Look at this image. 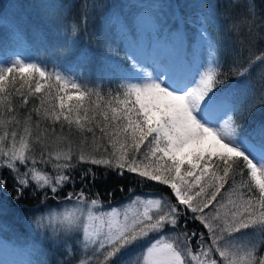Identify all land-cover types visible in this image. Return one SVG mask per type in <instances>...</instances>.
<instances>
[{"label": "snow or ice", "instance_id": "1", "mask_svg": "<svg viewBox=\"0 0 264 264\" xmlns=\"http://www.w3.org/2000/svg\"><path fill=\"white\" fill-rule=\"evenodd\" d=\"M52 6L41 0V8ZM194 7L196 13L189 14L174 5L168 40L149 60L128 47L117 61L115 39L107 34L98 39L104 59L112 62L100 78L117 82L106 96L88 87L87 48L77 57L81 71L69 65V77L0 45V192L11 181L17 199L29 193L46 206L61 196L74 205L60 218L59 235L48 233L43 216L34 222L52 246L51 264H264V121L251 128L241 123L255 104L241 107L240 82H227L230 74L243 80L255 62L264 64V52L249 66L241 64L237 52L224 53L211 38L205 26L214 22L209 6L199 0ZM112 15L123 17L121 26H131L123 12ZM87 20L85 12L71 23L74 37ZM61 23L67 32V20ZM255 27L253 20L234 39L264 40V18L260 32ZM12 42L33 46L20 29ZM41 43L47 44L46 34ZM77 44L78 38L65 35L48 47L67 60ZM201 44L207 45V60ZM260 99L264 102V94ZM39 165H51V171ZM98 168L105 177L155 182L168 196L146 199L142 213L105 211L86 195L85 182L98 178ZM68 187L73 190L65 191ZM133 249L135 259L126 261Z\"/></svg>", "mask_w": 264, "mask_h": 264}, {"label": "trees", "instance_id": "2", "mask_svg": "<svg viewBox=\"0 0 264 264\" xmlns=\"http://www.w3.org/2000/svg\"><path fill=\"white\" fill-rule=\"evenodd\" d=\"M53 5L50 7L52 11L40 7L41 0H0V45L4 46L6 52L20 51L25 57H33L47 66L48 71H61L71 77L73 72H79L76 68L77 57L87 48L86 55L90 56L88 65V87L99 89L103 95H107L110 89H115L116 81H109L107 78L101 79V69L107 70L111 67L112 62L104 59V51L97 46L98 39H103L107 34L115 39V47L120 49L119 54L114 57L120 61L124 57L123 49L128 47L131 50L139 47L143 42L145 33H141L136 25V21L146 18L150 23L152 42L157 46L162 45L168 40L167 27L174 21L173 16L174 5L179 3L184 6V11L189 14H195L197 9L194 7L199 0H49ZM214 14V22L210 25L206 24L211 38L219 41L224 53L231 54L237 52L240 57V63L249 66L250 61L255 60V56L264 52V40L256 39L253 43L241 42L234 39V34L239 35L240 32L247 33L248 26L253 20L256 22L255 32H260L261 19L264 18V0H204ZM95 3L97 7L92 9L88 5ZM110 4V9H106L104 5ZM87 13V25H81L84 31H79L74 37L71 34V23L80 21L81 14ZM119 14L123 12L131 21L130 27L121 26L123 17H115L112 13ZM227 13V15H225ZM120 18V19H119ZM67 20V32H65L64 24L61 23ZM138 26L137 31L134 27ZM163 27V30L161 28ZM145 29L149 27L143 24ZM193 28H198L199 25H193ZM20 29L25 34L26 38L33 42V46H23L13 43V32ZM110 29V31H109ZM228 29H231L229 31ZM147 30V31H148ZM135 32V37L131 32ZM59 32V35L57 33ZM41 33L46 34L47 44L41 43ZM189 35L195 38L193 31L188 32ZM67 35L69 40L77 39L73 53L65 60L63 57L57 59L59 49L48 47L51 44L62 42L64 36ZM207 46L206 44H202ZM71 65L73 72H69L68 68ZM226 70V69H225ZM264 64L255 62L251 66L250 72L243 80L236 75L230 74L227 82L235 84L237 81L241 85V96L239 104L241 107L250 102H254L255 108L250 113H245L241 123L247 128H251L258 122L264 121V102L260 97L261 85L264 84ZM77 137L73 133V140ZM44 168L46 171H51V165ZM97 179L93 182L86 181V195L97 198L100 201V206L115 207L119 206L123 201L138 194H147L156 192L164 196H168V192L164 190L165 186H160L155 182L146 184H137L133 179H119L113 173L104 176V169H96ZM6 174V173H5ZM75 185V190L80 191L83 185L78 182ZM250 180V177H246ZM124 187V191H121ZM253 187L255 185L253 184ZM128 189H132L129 191ZM72 187H68L65 191H72ZM63 200L61 196L50 198L45 202L46 206H41L40 197H33L26 193L21 199L16 198V192L9 181L8 187L0 192V216L4 219H12L19 221L15 214L31 215L41 213L50 206H54ZM39 209V210H38ZM15 218V219H14ZM15 221H10L12 226H19ZM9 227V228H7ZM194 225H189L188 231L194 229ZM4 234V238L13 244H31L27 238H17L12 235L13 231L9 225ZM26 235H32L26 232ZM44 253L28 251L30 264H51L55 259L53 256L52 246L49 242L43 243ZM24 263V258L19 260Z\"/></svg>", "mask_w": 264, "mask_h": 264}, {"label": "rangeland", "instance_id": "3", "mask_svg": "<svg viewBox=\"0 0 264 264\" xmlns=\"http://www.w3.org/2000/svg\"><path fill=\"white\" fill-rule=\"evenodd\" d=\"M51 11L52 9L49 8ZM149 20V19H148ZM146 18L141 19L140 21H136V25H138L140 28L138 29L141 33H145L143 37V42L142 44L137 47L136 49L132 51H136L140 57L144 60H149L151 59L152 56L156 54V52L162 48V45H156L154 42H152L151 38V32L153 30L151 29L150 23L148 22ZM143 24H147L149 27L145 29L143 27ZM138 26L134 27L135 30L137 31ZM148 30V31H147ZM138 32V31H137ZM196 38V37H195ZM18 51V50H17ZM200 54L202 55L204 60L209 59L207 56V46L205 45H200L199 48ZM150 71V69H149ZM161 194L156 193V192H151L147 194H138L135 196H132L131 198L123 201L119 206H115V208L120 209V210H126L128 213L135 214L137 212L142 213L145 208V203L146 199H153V198H158ZM164 196V195H163ZM137 197H140L141 202L133 203V201L137 200ZM167 198L166 196H164ZM74 207L73 204H68L67 202H64L63 200L60 201V203L50 206L43 210L39 214H35L34 216L31 215H21V214H15V217L19 219V221H15L10 218L4 219L3 215L0 216V264H22L19 260L21 258H24V263L23 264H30V258L28 256V251L31 252H40L44 253L43 249V243L49 242L43 238V236L38 235L36 229H35V220L38 217L43 216L45 219V225L47 226V231L50 235H59L60 232L63 230V226L60 223V218L62 215L69 209H72ZM99 208L105 210V211H110L111 208L113 207H108V206H100L98 205ZM2 210V209H0ZM154 210V207H153ZM15 219V218H14ZM120 219H123L121 216ZM10 221H15L19 224L20 227L18 226H12L10 225ZM6 224L10 226L12 229L13 233L12 235H15L17 238H27L29 242L31 243L30 245H24V244H13L9 240H6L4 238V234L8 231ZM106 227V225H105ZM26 232H29L32 235H26ZM9 233V232H7ZM136 255V250H130L124 259L126 261H131L135 259Z\"/></svg>", "mask_w": 264, "mask_h": 264}]
</instances>
